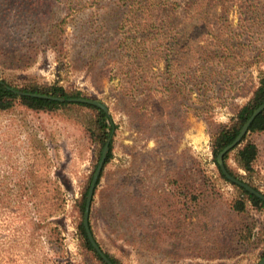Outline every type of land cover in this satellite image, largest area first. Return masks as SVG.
Returning <instances> with one entry per match:
<instances>
[{"label": "rangeland", "instance_id": "rangeland-1", "mask_svg": "<svg viewBox=\"0 0 264 264\" xmlns=\"http://www.w3.org/2000/svg\"><path fill=\"white\" fill-rule=\"evenodd\" d=\"M138 1L0 0V78L56 82L107 105L117 128L92 212L104 252L124 264H257L264 213L255 208L244 215L253 244L232 258L218 244L236 189L218 175L210 135L264 66V1L169 0L128 11ZM106 13L126 19L118 38L113 23L98 27ZM146 21L154 26L134 51L126 37ZM115 38L119 53L108 49ZM199 87L206 112L197 110ZM254 141L253 170L239 173L264 193V132ZM95 155L82 126L60 112L0 111V264H96L80 246L74 209ZM200 187L216 194L197 200ZM206 225L209 248L194 234Z\"/></svg>", "mask_w": 264, "mask_h": 264}, {"label": "trees", "instance_id": "trees-1", "mask_svg": "<svg viewBox=\"0 0 264 264\" xmlns=\"http://www.w3.org/2000/svg\"><path fill=\"white\" fill-rule=\"evenodd\" d=\"M169 0H139L136 4H131V7L128 11H147L153 4H164ZM189 1H232V0H188ZM246 1V0H245ZM249 1V0H248ZM255 1H264V0H255ZM135 14V13H134ZM126 19L119 14L113 13H106L100 16V21L102 22L101 25L98 24V27L104 28L112 26V23L115 25L117 36H119V32L123 27L124 21ZM260 20H264V18H260ZM61 28L62 25L60 24ZM154 25L150 23V21H146L145 23L141 24L140 27L136 25V27L132 30H137L134 32L135 35H127L126 38H129L127 42L128 47L130 49H137L136 51L140 50V45L142 44L141 41H135L137 38L143 39L145 38L148 33H150L151 28ZM114 39L111 44L108 45V49L110 48L114 53H119L124 49V43L119 39ZM131 39V44L130 43ZM161 52H163V45L160 47ZM164 54V52H163ZM169 59L165 56L160 58V63H162L165 68L166 65L169 64ZM164 69V68H163ZM256 81L253 83L251 90L248 92V98L245 102L238 104L235 106L233 113L229 120L224 123L215 124L213 131L210 135V144H211V153H212V160L215 164L219 177L232 184V186L236 189L235 196L228 201L225 206L224 212L221 215L222 223L226 222V224H231L228 230L225 233V239L223 242L218 244L220 247H225L223 257H233L237 256L242 252V250L247 249L251 244L254 243V221H250L245 218L244 215L248 214V206L255 208L260 213H264V200L257 197L253 193L249 192L245 188L229 181L224 174L222 173L217 160L216 156L217 153L227 144H229L240 131L242 125L246 121V119L250 116L253 110L262 102H264V66L259 65L257 69ZM164 73V72H163ZM22 92H36L41 94H47L51 96H58L64 98L70 97H88L90 98L85 92L80 89H67L63 85H60L56 82L51 84L40 83L34 79H29L28 81H24L21 83H15L10 81L7 77L0 78V111H7L12 109L16 105H21L27 109L33 111H44V112H60L61 114L65 115L66 117L73 119L75 122L80 124L86 134V136L91 141L92 145L94 146L95 150V162L93 165V170L90 172L88 178L86 179L82 189L80 197L74 203V209L77 213V221H76V229L77 234L80 240L81 248L88 253L91 258L95 261L96 264H107L103 261V259L99 256L96 250L91 245L90 241L87 238L84 226H83V212H84V204H85V196L94 172V168L96 167L97 161L100 158L101 151L106 140L110 137L109 142V150L107 152L104 165L100 172L96 188L94 190V195L90 207L89 213V225L90 229L98 242L99 245L101 243L97 240L95 236V229L92 221V212H93V204L95 195L97 192V186L104 175V170L106 165L109 163L110 159L113 156V133L117 128V123L113 121V117L111 114L105 112L102 108L92 105L89 103L78 102V101H60L54 100L48 97H40V96H33L26 93H19ZM181 103H184V96L183 92L180 93ZM197 110L199 111H207L209 105V101L206 98L205 89L202 87L198 88V95H197ZM264 132V111H261L251 122L248 131L242 137L239 144L235 145L232 149L227 151L224 154V163L228 171L236 176L239 179L244 178L242 173H239V169L246 171L248 173L252 172L255 159L258 154V147L256 142L254 141V136ZM233 158L235 163V167H232L229 164V159ZM30 174H32L30 172ZM251 184V183H250ZM255 189L259 190L257 186L251 184ZM57 186V185H56ZM197 200L205 199L211 195H215V191H208L209 189L199 188ZM194 197V199H196ZM53 202L60 205L61 197L59 194H56L52 197ZM186 216V215H185ZM208 225H213V219L209 220L205 218ZM220 220V219H219ZM205 223V221H204ZM202 226L201 230L197 233L196 231L194 234H198L204 242L205 248L210 247V235L211 232L210 227ZM55 234L58 237L60 231L55 229ZM261 234H264V226L261 225ZM224 235V234H223ZM225 243V244H223ZM217 244V246H218ZM214 247L213 249H217L218 247ZM192 247V246H191ZM212 248V247H211ZM106 255L112 260L115 264H124L120 259L110 255L108 252H105ZM260 256H264V252L260 254Z\"/></svg>", "mask_w": 264, "mask_h": 264}, {"label": "water", "instance_id": "water-1", "mask_svg": "<svg viewBox=\"0 0 264 264\" xmlns=\"http://www.w3.org/2000/svg\"><path fill=\"white\" fill-rule=\"evenodd\" d=\"M19 93H26L29 95H33V96H40V97H48V98H52L54 100H60V101H78V102H84V103H89L92 105H96L100 108H102L105 112H109L108 111V107L106 104L102 103L99 100L93 99V98H88V97H70V98H64V97H58V96H51V95H47V94H41V93H36V92H22L20 91ZM264 111V102H262L261 104H259L254 110L253 112L250 114V116L246 119V121L244 122V124L242 125L240 131L237 133V135L235 136V138L227 145H225L218 153L216 156V160L217 163L222 171V173L224 174V176L231 182L245 188L246 190H248L249 192L253 193L254 195H256L257 197L261 198L262 200H264V193H262L260 190L255 189L252 185H250L249 183H247L246 181L237 178L236 176L232 175L228 169L225 166L224 163V154L229 151L230 149H232L235 145L239 144V142L241 141L242 137L245 135V133L248 131L249 126L251 124V122L254 120V118L261 112ZM109 142H110V137L106 140L103 149L101 151V155L100 158L97 162L96 168L93 172L86 196H85V204H84V212H83V226L87 235L88 240L90 241L91 245L93 246V248L96 250V252L99 254V256L103 259V261L107 264H115L112 262V260L106 255V253L101 249L100 245L98 244V242L96 241V239L94 238V235L90 229V225H89V213H90V207H91V203H92V199H93V195H94V190L96 188L97 185V181L100 175V172L102 170V167L104 165V161L107 155V152L109 150ZM257 264H264V256L261 257V259L259 260V262Z\"/></svg>", "mask_w": 264, "mask_h": 264}]
</instances>
